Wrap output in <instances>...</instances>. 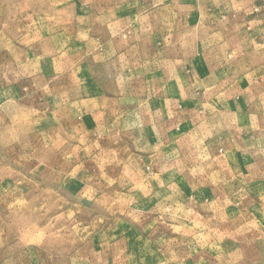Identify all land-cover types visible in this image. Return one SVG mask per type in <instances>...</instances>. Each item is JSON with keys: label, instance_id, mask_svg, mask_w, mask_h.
Here are the masks:
<instances>
[{"label": "rangeland", "instance_id": "obj_1", "mask_svg": "<svg viewBox=\"0 0 264 264\" xmlns=\"http://www.w3.org/2000/svg\"><path fill=\"white\" fill-rule=\"evenodd\" d=\"M0 264H264V0H0Z\"/></svg>", "mask_w": 264, "mask_h": 264}, {"label": "crops", "instance_id": "obj_2", "mask_svg": "<svg viewBox=\"0 0 264 264\" xmlns=\"http://www.w3.org/2000/svg\"><path fill=\"white\" fill-rule=\"evenodd\" d=\"M261 17H262V15H261Z\"/></svg>", "mask_w": 264, "mask_h": 264}]
</instances>
